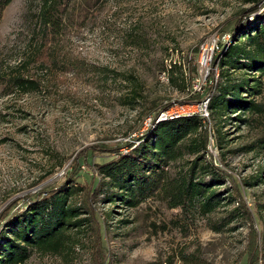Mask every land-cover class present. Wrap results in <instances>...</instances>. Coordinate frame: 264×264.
<instances>
[{
	"label": "rangeland",
	"instance_id": "rangeland-1",
	"mask_svg": "<svg viewBox=\"0 0 264 264\" xmlns=\"http://www.w3.org/2000/svg\"><path fill=\"white\" fill-rule=\"evenodd\" d=\"M258 1L73 0L53 37L41 0L11 1L0 19V216L70 172L90 192L69 198L84 221L61 248H30L23 264H264V73L231 71L258 86L246 96L259 110L207 114L205 150L202 126L166 168L174 184L195 162L207 179L210 164L222 171L212 212L176 206L173 183L136 207L89 197L96 166L116 158L109 149L125 154L155 115L199 109L218 77L213 57ZM14 77L32 84L17 88ZM242 206L250 221L234 212Z\"/></svg>",
	"mask_w": 264,
	"mask_h": 264
},
{
	"label": "trees",
	"instance_id": "trees-1",
	"mask_svg": "<svg viewBox=\"0 0 264 264\" xmlns=\"http://www.w3.org/2000/svg\"><path fill=\"white\" fill-rule=\"evenodd\" d=\"M11 1L0 0V19ZM71 1L41 0L38 19L46 35L53 37L61 31ZM259 9L262 11L257 13ZM251 14L255 16L247 20ZM245 16L247 19L236 21L232 42L213 57V65L219 70L218 77L203 98L207 99V111L211 117H223L229 112L249 113L259 110L258 104L247 99V96L250 98L260 93L258 86L249 84V79L232 81L230 74L236 70L264 73V1H258L256 7L249 8ZM12 83L17 88L32 84L18 77H14ZM167 107L164 105L162 112ZM158 116H153L144 134L125 144V154L120 153L118 148L109 149L116 158L96 166L101 179L89 196L91 200H98L105 195V199L110 202L119 199L129 207H136L174 182L168 179L166 168L179 154L182 141L204 127V118L191 115L160 120ZM206 141L204 127L203 150ZM196 166L195 162L187 174L173 183V198L176 206L210 213L224 200L216 187L223 184L221 182H224L226 175L210 164V171L205 172L209 175L207 179L202 172H195ZM108 190L110 192L106 194ZM77 193H84L86 199L90 195L89 191L77 186L70 172L61 184L36 192L22 211L12 215H7L9 209L5 211L0 216V264H23L29 257L30 248L45 253L58 251L66 232L81 226L80 223L84 221L76 219L82 207L68 203L69 198ZM237 211L250 221L249 213L243 206L234 212ZM260 254L264 261V253Z\"/></svg>",
	"mask_w": 264,
	"mask_h": 264
},
{
	"label": "built area",
	"instance_id": "built-area-1",
	"mask_svg": "<svg viewBox=\"0 0 264 264\" xmlns=\"http://www.w3.org/2000/svg\"><path fill=\"white\" fill-rule=\"evenodd\" d=\"M193 106H189V110L188 111H183V112H181V113H178V115H176V116H191V115H194V114H196V115H199V116H201V117H205V116H207V114H208V111H207V99L206 100H204L200 105H199V109L196 107L195 109H190V108H192ZM164 117V116H163ZM165 118V117H164ZM160 120H162V118L160 119ZM165 120V119H164Z\"/></svg>",
	"mask_w": 264,
	"mask_h": 264
}]
</instances>
